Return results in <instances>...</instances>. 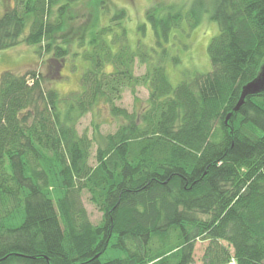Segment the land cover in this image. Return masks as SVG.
Segmentation results:
<instances>
[{"label":"trees","instance_id":"trees-1","mask_svg":"<svg viewBox=\"0 0 264 264\" xmlns=\"http://www.w3.org/2000/svg\"><path fill=\"white\" fill-rule=\"evenodd\" d=\"M112 8L104 21L107 0H0V50L37 45L60 65L73 47L85 63L81 89L65 95L33 71L0 77V264H191L199 238L202 264H264V92L225 121L264 61V0L146 9L158 46L207 9L218 25L211 70L176 86L165 50L157 61L141 39L131 48L126 10ZM137 85L145 105L118 106ZM101 107L116 130L79 134V119ZM83 190L102 213L97 224Z\"/></svg>","mask_w":264,"mask_h":264},{"label":"rangeland","instance_id":"rangeland-1","mask_svg":"<svg viewBox=\"0 0 264 264\" xmlns=\"http://www.w3.org/2000/svg\"><path fill=\"white\" fill-rule=\"evenodd\" d=\"M201 1L204 3V6L210 8L212 0ZM198 2L200 0H107L109 11L107 16L103 17V20L106 21L111 16L113 5L124 7L128 18L126 25L130 47L136 49L138 39H141L144 45L152 48L151 52L157 61L159 60L160 52L165 50V54L162 55V63L165 66L170 83L176 86L180 81L192 78L195 73L206 74L211 70L207 47L211 38L218 33V25L209 17L207 9V12L204 11L200 17L198 16L199 19H195L196 21L192 28L189 26L192 20L183 19L180 27L170 32L168 40L162 41V46H158L155 42L152 26L146 20L144 12L153 6H160L166 10L167 6L173 5L186 13L190 7L193 9V5ZM86 12L87 6L81 3L76 6L74 14L81 16L86 14ZM81 19L78 17L77 20H74V23L80 22ZM139 23H144L143 34L137 28ZM74 51L72 47L62 63L56 65L53 62H48L49 55H41L37 45L32 46L20 42L13 47L0 50V77L4 71H11L17 75L33 71L43 75L45 78L43 81L44 87H52L61 95H65L71 91L81 89L80 77L85 68V63L79 55L74 54ZM144 72L145 65L135 60L134 73L141 75ZM135 98L136 102L134 101ZM147 99L148 89L137 85L134 92H131L129 88H125L116 104L126 108L128 111L134 110L138 112L145 105ZM96 124H98V128H96ZM117 126V120L111 118L104 107H101L98 112L96 110L87 112L79 119L76 125L79 134L85 132L89 136L92 135L95 129L100 134H106L115 131ZM95 149L96 143H93L89 157L91 165L95 164ZM81 201L86 209L89 220L94 224L99 223L102 213L90 201V197L85 190L81 192ZM206 245L207 240H201L200 238L195 240L192 253L193 262L191 264H202V254ZM227 264H235L234 259L232 258Z\"/></svg>","mask_w":264,"mask_h":264},{"label":"water","instance_id":"water-1","mask_svg":"<svg viewBox=\"0 0 264 264\" xmlns=\"http://www.w3.org/2000/svg\"><path fill=\"white\" fill-rule=\"evenodd\" d=\"M261 92H264V61L260 65L256 76L241 86L238 100L232 110L226 115L225 121L233 111H237L243 105L247 96L255 95Z\"/></svg>","mask_w":264,"mask_h":264}]
</instances>
